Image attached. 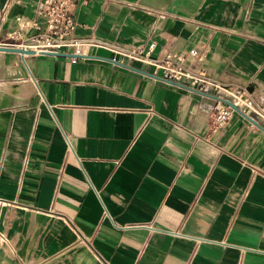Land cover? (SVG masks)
Wrapping results in <instances>:
<instances>
[{"label":"crops","instance_id":"1","mask_svg":"<svg viewBox=\"0 0 264 264\" xmlns=\"http://www.w3.org/2000/svg\"><path fill=\"white\" fill-rule=\"evenodd\" d=\"M36 0H0V46ZM77 37L206 66L248 107L105 48L0 51V264H264V0H85ZM33 33L34 30H31Z\"/></svg>","mask_w":264,"mask_h":264},{"label":"built area","instance_id":"2","mask_svg":"<svg viewBox=\"0 0 264 264\" xmlns=\"http://www.w3.org/2000/svg\"><path fill=\"white\" fill-rule=\"evenodd\" d=\"M79 1L85 0H36L33 8L35 20L27 29L19 28L8 33L6 39L17 43L5 46L21 48L33 54L66 53L71 57L87 55L90 48H105L122 58L143 62L152 66L155 72H159L165 82L213 96L215 104L209 116L213 130L225 126L235 111L225 100L230 101L239 110L248 107L249 99L244 92L224 86L209 73L206 66L209 53L207 44H200L189 50L170 51L161 58H153L150 53L151 45L149 50L143 53L139 48L126 49L93 35L77 37L75 31L79 25L74 13ZM259 114L264 125V104L259 108Z\"/></svg>","mask_w":264,"mask_h":264},{"label":"water","instance_id":"3","mask_svg":"<svg viewBox=\"0 0 264 264\" xmlns=\"http://www.w3.org/2000/svg\"><path fill=\"white\" fill-rule=\"evenodd\" d=\"M0 51L14 52V53H18L22 56L32 53L31 51L24 50L21 48H15V47H11V46H0ZM50 55H59V54H50ZM225 103L228 104L229 106H231L234 110H238V108L236 106H234L230 101L225 100Z\"/></svg>","mask_w":264,"mask_h":264},{"label":"rangeland","instance_id":"4","mask_svg":"<svg viewBox=\"0 0 264 264\" xmlns=\"http://www.w3.org/2000/svg\"><path fill=\"white\" fill-rule=\"evenodd\" d=\"M12 43H17V42H12Z\"/></svg>","mask_w":264,"mask_h":264}]
</instances>
